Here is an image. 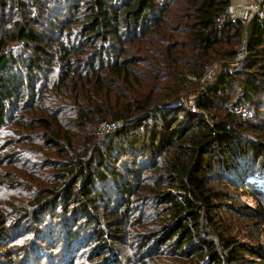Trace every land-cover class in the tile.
Masks as SVG:
<instances>
[{"label": "trees", "instance_id": "obj_1", "mask_svg": "<svg viewBox=\"0 0 264 264\" xmlns=\"http://www.w3.org/2000/svg\"><path fill=\"white\" fill-rule=\"evenodd\" d=\"M230 4L0 0V264H264L224 214L264 227V21Z\"/></svg>", "mask_w": 264, "mask_h": 264}, {"label": "rangeland", "instance_id": "obj_2", "mask_svg": "<svg viewBox=\"0 0 264 264\" xmlns=\"http://www.w3.org/2000/svg\"><path fill=\"white\" fill-rule=\"evenodd\" d=\"M197 92L195 95H193L195 92H192L190 96L188 97V100L190 101L191 98L194 100L195 97L197 96ZM243 111L246 112V109H244ZM250 183H256L258 188H256L255 193L261 197L262 194H264V180L252 181ZM226 188L230 189L233 197H237L238 201L243 202L244 204H247L251 209H255L257 207L258 205L257 201L253 199L252 196L247 194L245 190H238L232 186H227ZM217 204L219 205L223 204L225 205V207L230 206V205L234 207H240L239 203L237 202L235 198L234 200L232 199V200H227L225 202H218ZM224 214H225L226 224L232 229V232L229 234L230 236L234 237L235 239H238L241 243L248 245L250 247H254L259 242L264 243V227L263 226L260 228L254 227L255 222H250L249 220L244 219L240 215H233L229 211L228 212L225 211ZM54 233H60L59 228H57V230H55ZM58 245H61V243ZM43 247L46 248V246H43ZM48 251L55 253V250L48 249ZM80 252L81 251H79L75 262H71L70 264H94V262L92 261V257H88V255H85L84 252H81V253ZM61 253H63V249L60 251V254ZM246 257L249 258L250 260H255L256 264H263V262L255 256L246 255ZM56 262L57 264H59L58 260Z\"/></svg>", "mask_w": 264, "mask_h": 264}, {"label": "built area", "instance_id": "obj_3", "mask_svg": "<svg viewBox=\"0 0 264 264\" xmlns=\"http://www.w3.org/2000/svg\"><path fill=\"white\" fill-rule=\"evenodd\" d=\"M227 21L241 22L244 26L248 27L253 22L264 21V0H231V4L228 6L225 13L218 18L217 22L222 25ZM249 58L248 53V39L244 37L242 47L233 63L230 64V68H238L245 63ZM223 69L220 65H214L207 68L205 77L202 83H209L214 85L219 76L222 74ZM195 81L194 77H190ZM184 100V105L192 110H195V99L190 101Z\"/></svg>", "mask_w": 264, "mask_h": 264}, {"label": "bare ground", "instance_id": "obj_4", "mask_svg": "<svg viewBox=\"0 0 264 264\" xmlns=\"http://www.w3.org/2000/svg\"><path fill=\"white\" fill-rule=\"evenodd\" d=\"M262 180H264V178H261L259 181H262Z\"/></svg>", "mask_w": 264, "mask_h": 264}, {"label": "crops", "instance_id": "obj_5", "mask_svg": "<svg viewBox=\"0 0 264 264\" xmlns=\"http://www.w3.org/2000/svg\"><path fill=\"white\" fill-rule=\"evenodd\" d=\"M234 1H238V0H234Z\"/></svg>", "mask_w": 264, "mask_h": 264}]
</instances>
